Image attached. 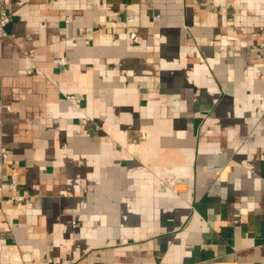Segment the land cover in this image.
<instances>
[{"label": "crops", "instance_id": "0c3cea01", "mask_svg": "<svg viewBox=\"0 0 264 264\" xmlns=\"http://www.w3.org/2000/svg\"><path fill=\"white\" fill-rule=\"evenodd\" d=\"M3 14L0 264H264V0Z\"/></svg>", "mask_w": 264, "mask_h": 264}, {"label": "built area", "instance_id": "2783aa9c", "mask_svg": "<svg viewBox=\"0 0 264 264\" xmlns=\"http://www.w3.org/2000/svg\"><path fill=\"white\" fill-rule=\"evenodd\" d=\"M156 19H158V16H156ZM8 22H9V17L5 16L3 14V0H0V39L6 35L5 27H6ZM260 46L264 47V39L261 41ZM60 62L64 64V63H66V59L62 58ZM84 122L87 123V120L85 119ZM0 154L4 158H6L8 156L7 150L4 148L1 150ZM8 186H9L10 190L13 192V194H12L13 200H15L17 202H22L26 199V195H24L23 193H21L19 191L20 180L16 175L12 176L10 182L8 183ZM62 263L74 264V260L64 259L62 261Z\"/></svg>", "mask_w": 264, "mask_h": 264}]
</instances>
